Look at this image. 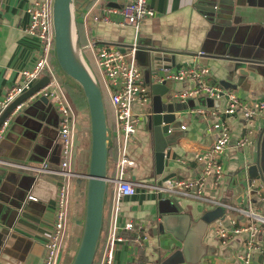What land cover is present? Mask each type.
I'll return each mask as SVG.
<instances>
[{
    "label": "crops",
    "instance_id": "crops-1",
    "mask_svg": "<svg viewBox=\"0 0 264 264\" xmlns=\"http://www.w3.org/2000/svg\"><path fill=\"white\" fill-rule=\"evenodd\" d=\"M36 1L40 0H0V100L9 88L20 83L21 72L30 69L40 54L38 40L24 32L28 23L25 10ZM124 1L74 0L79 44L92 71H96V66L91 52L86 48L88 41H95L97 45L126 47L132 41V30L118 25L121 20L119 15L113 16L115 24L91 22L87 26L83 24V16L88 10L98 12L109 3H115L116 8L121 7ZM148 4L154 11V17L141 23L139 43L144 48L154 46L174 52L175 65L169 73L197 64L208 69V82L217 86L222 79L219 69L228 58L264 62V0H148ZM215 7L216 11L213 9ZM142 60L143 55H138L139 67ZM52 68L64 90V83H67L73 92H80L61 73L56 61L52 62ZM248 68L253 69V66L249 65ZM255 69H258V76L250 74L241 86L228 92L245 103L264 102V63ZM161 74L160 71L157 75ZM153 75L148 78L143 76L144 81L147 82ZM235 82L236 77L233 79ZM192 86V82L171 81L167 83L169 91L163 97L153 96L150 91L146 104L133 105L132 113L138 124L134 140L128 148L130 157L136 162V167L127 173L131 182L152 184L157 180L154 173L153 138L147 128V117L152 109L159 108L160 102L171 105L169 111L176 114L177 118L172 125L176 130L170 134L173 142L164 152L163 172L159 180L194 178L202 173L204 165L197 161V155L213 143L214 135L208 128L216 119L196 114L199 107L193 100L181 101L178 105L169 102L168 98L171 93ZM67 97L74 110L76 124L79 120L84 132L78 138V130L75 131L70 171L76 176L69 184L70 218L58 264H69L81 237L85 185L80 176L87 173L90 155L89 116L81 104L80 109L76 110ZM37 100V97L29 98L11 116L9 127L0 140V159L34 167L45 165L47 169L56 171L60 169L61 162L57 137L59 116L50 102L51 106ZM216 101L219 103L213 108L223 110L226 99ZM104 106L109 127L114 123V112L106 98ZM220 119L227 122L231 131L229 146L221 157L223 177L217 189H206L204 194L223 204L244 207L250 204L264 216L263 182L251 180L247 175L257 138L264 127V110L255 118L251 143L244 148L235 147L244 127L240 114L229 118L222 115ZM86 125L89 132H86ZM181 126L185 130H181ZM78 147L81 152L77 157ZM115 158L114 149H110L107 166L110 178H114ZM58 179L54 175L0 167V264H42L43 245L51 233L54 219ZM110 184L107 183L102 233L108 225L112 204ZM252 184L262 190L260 197L251 187ZM26 186L27 191L21 189ZM136 190L134 196L122 200L118 223L123 226L127 221L133 222L139 227V235L143 239L141 244L125 242L117 246L114 264H129L133 261L142 264H244L237 255L244 250L245 236H236L222 243L212 230L218 223L226 228L232 227V222L237 226L245 221L244 217L220 205L181 196L156 195L142 188ZM28 197L36 200H29ZM173 199L180 209L168 215L166 212L174 208ZM163 217H170L173 224L165 228L162 234L155 229ZM126 235L131 239L134 232ZM258 242L261 252L253 254L252 262L264 264V233L258 236ZM95 261L99 264L97 253Z\"/></svg>",
    "mask_w": 264,
    "mask_h": 264
},
{
    "label": "built area",
    "instance_id": "built-area-1",
    "mask_svg": "<svg viewBox=\"0 0 264 264\" xmlns=\"http://www.w3.org/2000/svg\"><path fill=\"white\" fill-rule=\"evenodd\" d=\"M52 1L40 0L30 4L25 13L28 23L24 29L25 34L34 37L40 45V54L30 69L21 72V81L9 88L0 100V116L19 96L28 91L40 78L47 76L48 84L38 90L33 97H44L54 107L59 116L58 140L60 143L61 162L60 169L52 171L42 165L40 167L23 165L0 159V167L18 172H36L57 176L59 179L56 198L54 219L51 224V233L44 242L42 264H58L62 247L66 236L68 223V206L70 200V180L76 175L70 171V162L74 150V137L76 131L75 113L65 93L63 86L58 82L52 68L54 56V30L52 25ZM114 0H109V2ZM114 15H119L121 20L118 25L132 30V41L126 47L112 44L97 45L95 41H88L86 48L94 58L96 71H92L103 97L106 98L114 112V123L108 127L109 146L115 151L114 178L108 177L107 183H111L112 204L108 225L105 232H101L97 247V259L99 264H114L115 249L119 244L132 242L141 244L139 227L131 221L120 226L118 218L121 212L123 199L136 194L137 188L146 189L156 195L181 196L184 198L202 201L211 205H220L244 217L241 224L232 222V227H223L220 223L213 227L214 235L222 243L236 237L245 236L244 250L237 255L244 264L252 262L254 253L261 252L258 236L264 233V216L248 205V207L223 204L205 196L206 189H217L222 181L221 157L228 148L231 138L230 127L220 116L227 118L240 114L244 121L241 137L235 142L236 148H244L251 143L255 118L264 110V102L245 103L240 101L233 93L224 90L219 84L212 85L208 82V69L197 64L184 67L177 72L169 73L164 70L161 75L154 74L151 80L161 83L164 80L174 82H192L193 86L182 91L170 94L169 102L195 100L199 97H207L214 101L226 99L223 110L214 108H198L195 113L209 116L212 121L208 131L214 135L211 146L197 155V161L203 163L204 168L199 176L194 178H166L156 180L154 184L134 183L128 180V170L136 167V162L129 153L128 148L133 142L137 132L138 121L132 113L135 103L146 104L150 98V86L144 81L140 67L137 65V47L140 38L141 23L147 18L154 17V11L149 6L148 0H125L121 7L103 6L98 12L88 10L83 16V24L89 23L115 24ZM129 58V61L127 60ZM17 106L0 124V140L7 131L11 116L19 109ZM185 130L184 126L180 127ZM254 183V182H253ZM251 187L260 197L261 189L253 184ZM262 188V186H261ZM260 190V191H258ZM29 200L35 201L33 197ZM134 232V236L128 239L126 233ZM101 245V246H100ZM129 264H142L133 261ZM151 264V263H145Z\"/></svg>",
    "mask_w": 264,
    "mask_h": 264
},
{
    "label": "water",
    "instance_id": "water-1",
    "mask_svg": "<svg viewBox=\"0 0 264 264\" xmlns=\"http://www.w3.org/2000/svg\"><path fill=\"white\" fill-rule=\"evenodd\" d=\"M108 5L116 7L115 3ZM213 9L216 11L217 8ZM74 11V0L52 1L55 61L61 73L69 78L83 94L90 123L89 165L87 173L80 176L83 179V185H85L84 219L81 237L70 264H93L103 226L104 204L109 179L107 174L109 130L100 87L83 57L79 44ZM217 19L216 22H218ZM138 44L137 58L138 55H143L141 67L148 69L149 75L158 74L160 71L170 70L174 67V52L154 46L144 48L139 42ZM263 63L262 60L228 58L226 64L219 69L222 79L218 81V84L224 90H235L250 77V74L258 76V69L255 68ZM249 65H252L253 69L248 68ZM235 77L236 82L233 83ZM149 79L146 83L150 86L153 96L161 98L168 93L169 88L166 80L161 83H154ZM48 82L47 76H43L35 82L28 91L19 96L3 112L0 116V124L17 106L31 98ZM193 101L199 108H213L215 106V101L207 97H199ZM36 102L49 104L44 97H38ZM49 106L51 105L49 104ZM170 109L171 105L154 108L147 117V128L151 131L153 138L154 173L157 180L163 172L164 152L173 142L170 139V134L176 130L172 125L177 115L170 112ZM247 175L249 179L261 180L264 184V127L257 138L255 154L252 163L247 168ZM21 189L27 191V186L21 187ZM171 201L174 208L166 212L168 215L176 213L180 209L175 199ZM172 224L173 221L170 220V217H163L155 230H159L163 234L165 228L172 226Z\"/></svg>",
    "mask_w": 264,
    "mask_h": 264
},
{
    "label": "rangeland",
    "instance_id": "rangeland-1",
    "mask_svg": "<svg viewBox=\"0 0 264 264\" xmlns=\"http://www.w3.org/2000/svg\"><path fill=\"white\" fill-rule=\"evenodd\" d=\"M114 1H117V0H114ZM127 60L129 61V58H127ZM140 70H141V72H142V75L143 76H148V74H149V72H148V69H146V68H141L140 67ZM66 78V77H65ZM69 79V78H68ZM170 80H167V83L168 84H170ZM169 99L171 98L170 96L168 97ZM176 102V104H178V102L179 101H175ZM218 101H215V106L217 107V105H218ZM179 105V104H178ZM165 107V105L163 104V102H160V104H159V107ZM76 130H78L77 131V135H78V138H79V134H82L84 131L81 129V124H80V122H79V120H78V123L76 124ZM86 132H89V128H88V126L86 125ZM86 134H88V133H86ZM80 152H81V148H77V150H76V154H77V157H78V155H80ZM129 175V174H128ZM127 175V176H128ZM128 178V177H127ZM261 181V180H260ZM155 183V181H153L152 182V184H154ZM261 185H262V188H264V185L261 183ZM258 187V186H257ZM170 215H172V214H170ZM70 218V215L68 216V219ZM67 232H68V229H67ZM66 237H67V234H66ZM77 239H78V237H77ZM77 239H76V242H77ZM66 243V242H65ZM120 245V244H119ZM118 245V246H119ZM65 246H64V251H65ZM64 251H63V253H64ZM96 253H97V251H96ZM95 258H96V254H95ZM95 258H94V262H93V264L95 263ZM70 261H71V259H70ZM164 263V262H163Z\"/></svg>",
    "mask_w": 264,
    "mask_h": 264
},
{
    "label": "trees",
    "instance_id": "trees-1",
    "mask_svg": "<svg viewBox=\"0 0 264 264\" xmlns=\"http://www.w3.org/2000/svg\"><path fill=\"white\" fill-rule=\"evenodd\" d=\"M64 87H65V91H66L67 95L69 96L70 100L72 101L75 109L76 110H77V108L80 109V104H81V106L84 108V110L87 112V115H88L87 105H86L83 94L79 91L73 92V90L67 85V83H64ZM78 95H79V97H78ZM83 190L85 191L84 187H83ZM74 253L72 255V258L74 256ZM72 258H71V261H72ZM71 261L69 262V264L71 263ZM94 264H96V261Z\"/></svg>",
    "mask_w": 264,
    "mask_h": 264
}]
</instances>
